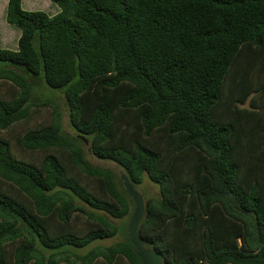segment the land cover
Wrapping results in <instances>:
<instances>
[{
    "label": "trees",
    "instance_id": "1",
    "mask_svg": "<svg viewBox=\"0 0 264 264\" xmlns=\"http://www.w3.org/2000/svg\"><path fill=\"white\" fill-rule=\"evenodd\" d=\"M50 16L9 0L18 50L0 48V264H143L129 241L145 176L139 236L165 264H264V0H52ZM61 90L31 102L35 82ZM124 239L109 246L101 241ZM85 254L79 253L90 248Z\"/></svg>",
    "mask_w": 264,
    "mask_h": 264
},
{
    "label": "rangeland",
    "instance_id": "2",
    "mask_svg": "<svg viewBox=\"0 0 264 264\" xmlns=\"http://www.w3.org/2000/svg\"><path fill=\"white\" fill-rule=\"evenodd\" d=\"M9 0H0V48L7 49L11 51L18 50V41L21 36V29L16 27L15 25H11L7 21V8H8ZM23 9L27 11H43L50 16H54L55 12L61 11V8L53 3L52 1H45V0H23L22 3ZM36 88L33 91V97L31 102H38V101H51L54 104L58 105L61 113H62V122L64 131L67 132L71 136H76L74 131L71 129L69 124V116H68V105L63 93V89L56 90L49 88L46 83L43 81L35 82ZM18 94L17 88L11 84L10 82H1L0 83V99L9 100L12 99L15 95ZM52 108H42L39 112L34 113V116L31 118L32 120L30 123H21L17 124L12 129L2 131L0 130V136L5 137L9 141L14 144L15 153L18 155L26 156V153H22L17 145V137L23 134V132L30 126L33 127L37 124L45 123L51 120V113ZM83 148L85 151V155L90 163L93 165L105 167L111 169L114 173L118 176L123 174L121 168H119L116 164L106 161H101L94 157L90 150V142L86 140L83 143ZM136 189L144 196L145 199H149L152 197L159 196V189L158 186L153 184L147 176H145L144 181L142 184L137 185ZM130 217L125 218L123 220H114V222L118 225L129 224ZM124 237L119 235L114 239H109L105 241H101L97 244L109 246L116 241L123 240ZM92 245L90 248L80 251L79 253L85 254L88 252L89 249L94 247Z\"/></svg>",
    "mask_w": 264,
    "mask_h": 264
},
{
    "label": "water",
    "instance_id": "3",
    "mask_svg": "<svg viewBox=\"0 0 264 264\" xmlns=\"http://www.w3.org/2000/svg\"><path fill=\"white\" fill-rule=\"evenodd\" d=\"M120 177L123 181L125 189L135 204V209L127 228L129 241L136 248L137 254L143 264H165L154 250L147 248L144 245L139 236V225L144 219L146 213L144 196L130 182L127 174L123 173Z\"/></svg>",
    "mask_w": 264,
    "mask_h": 264
},
{
    "label": "crops",
    "instance_id": "4",
    "mask_svg": "<svg viewBox=\"0 0 264 264\" xmlns=\"http://www.w3.org/2000/svg\"><path fill=\"white\" fill-rule=\"evenodd\" d=\"M45 1H52V0H45ZM59 12H60V11L57 10V11L55 12V15L58 14Z\"/></svg>",
    "mask_w": 264,
    "mask_h": 264
}]
</instances>
